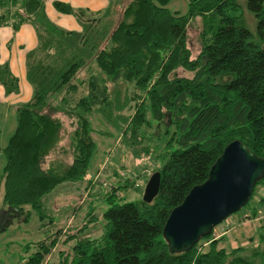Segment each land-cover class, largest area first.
I'll return each instance as SVG.
<instances>
[{"label":"trees","instance_id":"obj_1","mask_svg":"<svg viewBox=\"0 0 264 264\" xmlns=\"http://www.w3.org/2000/svg\"><path fill=\"white\" fill-rule=\"evenodd\" d=\"M108 1L96 16L53 2L57 11L79 18L80 31L51 23L42 0H23L11 15L15 29L24 21L36 23L38 44L26 58L33 95L16 108L17 126L3 150L0 186L6 210L1 215L10 212L25 220L29 206L42 218L45 198L54 187L84 178L95 148L87 115L98 111L116 121L110 111L104 112L112 101L107 83L123 82L132 87L129 101L134 104L128 121L118 126L134 151L142 153L135 146L143 140L141 128L149 120L172 127L166 131L170 136L158 155L160 163L152 170L160 173L158 193L149 203H116L115 192L121 186L112 187L101 236L81 237L69 259L59 257V251L58 264H251L258 250L252 249L254 257L249 258L240 254L241 246L229 252L217 248L225 234L212 239L209 233L189 250L171 253L162 229L188 191L208 178L229 142L237 139L264 159V0H245L242 7L238 0H188L185 12L167 8L170 0H129L112 29L99 24L115 2ZM196 17L202 18L203 29L200 51L192 58L187 27ZM5 19L1 15L0 23ZM89 57L94 65L86 82H76ZM178 68L191 75H175ZM84 83L86 92L80 87ZM0 84L6 94L19 89L7 63L0 64ZM51 99H57V105ZM58 113L70 126L67 146L59 143L64 140V124ZM63 153L70 155L65 167L60 162L47 166V156L56 154L59 159ZM113 174L117 177L116 171ZM263 179L256 182L250 198ZM128 186L127 181L124 187ZM257 200L264 204V192ZM263 211L253 207L243 219L254 221ZM62 230L37 241L26 264H43Z\"/></svg>","mask_w":264,"mask_h":264},{"label":"rangeland","instance_id":"obj_2","mask_svg":"<svg viewBox=\"0 0 264 264\" xmlns=\"http://www.w3.org/2000/svg\"><path fill=\"white\" fill-rule=\"evenodd\" d=\"M13 0H4L0 5V14L11 18L12 13L16 9V5L12 7ZM51 0H42L43 12L45 17L60 29L65 30L64 26L59 24L63 21L62 12L57 11ZM107 1V0H106ZM129 0H115L112 9L102 17L99 24L103 26L110 25L112 29L116 22L121 18L122 11ZM241 7L245 5V0H238ZM21 3V0H17ZM51 5V8L49 7ZM188 0H170L167 8L170 10H179L185 12ZM101 12V11H100ZM57 13V14H56ZM72 15V14H71ZM91 15H98L92 12ZM80 25L79 18L72 15ZM29 30L36 33V23L26 21ZM82 28V25H80ZM37 29H44L43 25ZM10 30L11 27H8ZM203 29L202 18L196 17L191 20L187 27V46L191 51V57L198 55L201 48L200 33ZM27 53V52H25ZM82 69L78 72L75 81L84 80L88 77L89 68H92L93 60L85 58ZM175 75L190 76L191 73L178 68ZM111 104L106 106L104 112L110 111L115 115L116 121H111L107 115L97 113L96 111L88 114L91 126V134L95 142V148L91 155L87 173L83 179L76 181H65L58 184L45 198L46 213L41 218L39 213L26 207L30 214L27 219H23L10 212L0 213V264H26L29 256L36 250L35 243L52 235L59 228L65 229L60 231L59 242L56 249L46 256L43 264H58L59 257L69 259L72 256V246L81 237L97 238L102 234L104 224L103 212L110 206L107 196L112 187L121 186L115 192L114 199L116 203L124 201H139L142 199L146 182L152 170L159 165V154L164 150V143L170 136L167 129L172 131V127L158 123L156 120H149L148 125L141 128L142 141L135 146L136 150H142L141 154L134 151L131 144H128L122 138L123 123L128 121L127 118L133 111L134 101H129L132 87L123 82L115 84L107 83ZM82 92H86V84L80 85ZM53 105H57V99H51ZM118 111V113H117ZM58 116L63 120L64 133L62 138L64 142L60 145L67 146L69 144L70 126L64 119L62 113ZM165 122H168L166 119ZM120 125L121 127H119ZM62 128V129H63ZM144 133V134H142ZM136 152V153H135ZM56 154L47 156V166L60 162L61 167H65L70 160V155L63 153L59 159L55 158ZM5 157V155H4ZM6 160V159H5ZM62 161V162H61ZM4 164L0 169V177ZM117 172V177L113 172ZM121 172L125 175L121 176ZM128 181L129 186L124 187ZM264 192V179L256 187L252 197L237 211L233 212L220 224L226 225L233 223V227L225 234L224 239L217 242V248L223 247L228 252L241 246L242 255L245 257H254L252 249L258 250L260 253L255 256L251 264H264V221H250L243 219L244 212L251 210L253 207L264 208V204L258 202L259 196ZM259 194V195H258ZM3 189L0 186V211L6 210L3 200ZM244 220V221H243ZM72 234V235H71ZM68 235L72 236L68 238ZM205 238V237H204ZM202 238L201 241L204 239ZM200 242V241H199ZM204 249L207 245L203 246ZM60 251L61 256L58 257Z\"/></svg>","mask_w":264,"mask_h":264},{"label":"water","instance_id":"obj_3","mask_svg":"<svg viewBox=\"0 0 264 264\" xmlns=\"http://www.w3.org/2000/svg\"><path fill=\"white\" fill-rule=\"evenodd\" d=\"M264 50V44H263ZM264 177V159L241 141L229 142L212 164L208 178L193 186L169 213L162 235L171 253L189 250L212 228L239 210L250 198L256 182ZM160 173L148 178L142 200L158 193Z\"/></svg>","mask_w":264,"mask_h":264},{"label":"crops","instance_id":"obj_4","mask_svg":"<svg viewBox=\"0 0 264 264\" xmlns=\"http://www.w3.org/2000/svg\"><path fill=\"white\" fill-rule=\"evenodd\" d=\"M54 1L68 3L74 8H84L88 13L102 12L109 5L108 0H51L52 6ZM2 4L3 2L0 3ZM20 4L17 0L11 3L12 7L16 5L15 10L20 8ZM63 15V21H59V24L63 25L65 30H81V26L71 14ZM25 23L26 21L16 29L13 27V17L0 23V64L7 63L12 74L18 78L19 85L17 92L6 94L3 85L0 84V169L5 161L3 150L17 126L16 108L29 101L34 91L33 85L26 79V58L27 54L37 47L38 38L37 33L33 34ZM55 249L56 247L52 252Z\"/></svg>","mask_w":264,"mask_h":264},{"label":"built area","instance_id":"obj_5","mask_svg":"<svg viewBox=\"0 0 264 264\" xmlns=\"http://www.w3.org/2000/svg\"><path fill=\"white\" fill-rule=\"evenodd\" d=\"M225 220V219H224ZM247 221L249 220V218L246 219ZM254 221H261L264 220V211L260 212L259 214H257L256 217L253 218ZM233 227V223L229 222L226 225H222V224H217L215 225L212 230L210 231L211 233V238L212 239H216L218 237H220L223 234H226L229 232V230Z\"/></svg>","mask_w":264,"mask_h":264}]
</instances>
